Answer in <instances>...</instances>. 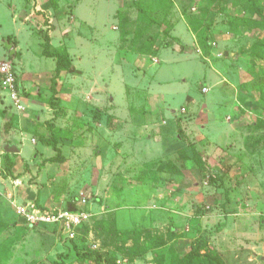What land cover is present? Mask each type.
Here are the masks:
<instances>
[{
	"label": "rangeland",
	"instance_id": "374dc122",
	"mask_svg": "<svg viewBox=\"0 0 264 264\" xmlns=\"http://www.w3.org/2000/svg\"><path fill=\"white\" fill-rule=\"evenodd\" d=\"M184 1L0 0V65L25 107L0 85V264H96L89 251L171 264L198 240L228 264H264L260 17ZM46 35L73 65L56 83ZM7 143L21 150L12 168ZM29 204L86 210L88 235L30 225L17 209Z\"/></svg>",
	"mask_w": 264,
	"mask_h": 264
},
{
	"label": "trees",
	"instance_id": "16d2710c",
	"mask_svg": "<svg viewBox=\"0 0 264 264\" xmlns=\"http://www.w3.org/2000/svg\"><path fill=\"white\" fill-rule=\"evenodd\" d=\"M200 1L201 0L184 1V2H187L190 4H188L187 6L182 4L183 10L185 12L190 11L192 6L199 4ZM208 1H209V3H212V0H208ZM240 5L244 6V9L246 11L248 10V7H251L250 9H252V12L256 16L260 17L259 26L264 32V7L260 4V2L257 0H236L235 6L239 7ZM202 35H204V36H202ZM198 36L201 38L200 40H201V45L203 47V52L206 53V51H209V49H210L209 41L211 39V35L209 34V31L208 32L206 31L205 34L199 33ZM45 40H46V43L44 46L43 55L47 56L49 58H53L56 61V69L54 71V76H53V82L56 83L58 81V79H60L62 77L64 72L68 73V72L73 71L72 61H71V58L67 52H59L56 50H51V42H50L51 39L48 35L45 36ZM252 55L257 60L264 62V33L261 36L259 42L257 43L256 48L252 52ZM261 69H259L260 71H257V67L254 66L252 68V71L250 74H251L252 80L257 81L260 84V87L264 88V70H263V68H261ZM53 87H54V85H53ZM18 88H19V86H18ZM3 115L6 116L5 113ZM11 126H12L11 122L7 121V123H6V131L7 132H9L11 130ZM41 138H43V137L41 136ZM47 143L51 144L49 142H47ZM51 146L55 147L54 145H51ZM6 154H7L5 156L6 161L10 165L9 168H12L14 166V162L9 157V155H8L9 153L6 152ZM66 209H68V208H66ZM69 209L74 210V209H76V207L70 206ZM55 229L58 230L57 227H55ZM58 232H59V230H58ZM84 235L85 236L88 235V222L85 223L81 228H79L78 235H77L76 239L71 240V241H78L80 238L84 237ZM122 235L127 236V234H125V233ZM75 244H76V242H75ZM202 251H205L206 253L202 254ZM123 252L125 255L130 256L131 261H134L135 259L139 258L140 256H143L146 251H144L142 253L139 249V244L138 245L136 244L134 246L124 247ZM209 252H211V249L207 247V244L202 240H198V241L194 242L193 244H191L190 249L188 251H185V253H179L178 255H175L171 264H228L224 258H221V257L217 256L216 254L214 256L210 255ZM84 254H85L84 257L81 258V260H83L87 256L92 255V256L96 257V259H95L96 264H119L118 260L115 256H108V255H105V253L96 252V251H89L87 253L85 252ZM54 264H65V263L56 261V262H54ZM157 264H164V263L162 261H158Z\"/></svg>",
	"mask_w": 264,
	"mask_h": 264
},
{
	"label": "built area",
	"instance_id": "2783aa9c",
	"mask_svg": "<svg viewBox=\"0 0 264 264\" xmlns=\"http://www.w3.org/2000/svg\"><path fill=\"white\" fill-rule=\"evenodd\" d=\"M0 85L4 91H7L12 105L19 110L25 109L21 100L17 77L14 69L9 63L0 65ZM208 89L204 88V92ZM35 142V141H33ZM87 200L81 199L79 206H86ZM18 215L22 216L27 223L32 226L53 225L57 227L59 233L71 241L76 239L79 228L89 222L91 214L84 209H44L36 207L33 204L17 206Z\"/></svg>",
	"mask_w": 264,
	"mask_h": 264
},
{
	"label": "water",
	"instance_id": "95a60500",
	"mask_svg": "<svg viewBox=\"0 0 264 264\" xmlns=\"http://www.w3.org/2000/svg\"><path fill=\"white\" fill-rule=\"evenodd\" d=\"M2 101H3V97H2V95L0 93V104L2 103ZM5 150H6L7 153H10V152L11 153H18V149L16 147H11L9 145H6Z\"/></svg>",
	"mask_w": 264,
	"mask_h": 264
},
{
	"label": "crops",
	"instance_id": "0c3cea01",
	"mask_svg": "<svg viewBox=\"0 0 264 264\" xmlns=\"http://www.w3.org/2000/svg\"><path fill=\"white\" fill-rule=\"evenodd\" d=\"M8 133V132H7ZM7 145H9V146H11V147H16L17 149H18V153L17 154H19V153H21V150L15 145V144H9V143H7ZM6 151V150H5Z\"/></svg>",
	"mask_w": 264,
	"mask_h": 264
}]
</instances>
